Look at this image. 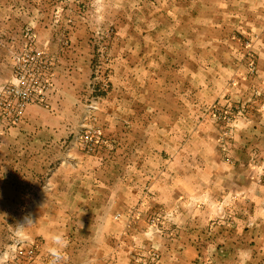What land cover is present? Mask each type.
Returning <instances> with one entry per match:
<instances>
[{"label":"rangeland","instance_id":"obj_1","mask_svg":"<svg viewBox=\"0 0 264 264\" xmlns=\"http://www.w3.org/2000/svg\"><path fill=\"white\" fill-rule=\"evenodd\" d=\"M202 2L0 0V88L30 40L51 63L44 101L0 115V264H226L240 225L264 227V21L195 18ZM57 71L67 87L52 105ZM29 106L56 122L33 132ZM142 163L167 174L169 210L136 201ZM96 209L119 234H101Z\"/></svg>","mask_w":264,"mask_h":264},{"label":"crops","instance_id":"obj_2","mask_svg":"<svg viewBox=\"0 0 264 264\" xmlns=\"http://www.w3.org/2000/svg\"><path fill=\"white\" fill-rule=\"evenodd\" d=\"M208 1H209L208 4H203V2L201 3L200 13L199 15L197 14L195 18H201L206 15L207 17L212 19L217 18L218 23L222 25L233 24L234 22L236 25L247 26V27L249 25H256V26L260 25L264 21V0H239V2L242 3V5H240L239 8L240 11L231 14L228 13L231 0H211V1L208 0ZM213 5L215 7L218 6L217 8H219V12L221 13L220 15L219 14L216 15V12L214 11L215 8H213ZM197 10L198 7L195 6L194 11L197 12ZM201 12H204L205 15H201ZM258 44H260V41L258 42ZM256 46L259 47V45ZM77 51L73 53L75 56L79 53ZM58 79H60V76H58V71H57L55 77L52 80L53 87L47 95V101L52 105H57L56 101L62 102L61 99L63 98V90L61 89L63 86L59 84ZM66 87L67 86L63 88ZM36 109L37 108L35 106L28 107L26 111V117L29 124H26L25 126H27L28 128L32 127L31 129L33 132L37 130L36 127L39 129L40 127L44 128L45 126H49V127L53 126L46 124V121L48 120L49 122L55 123L57 120L56 117L47 115L48 118L46 120L36 116H31L29 114V113L33 114V112ZM48 110L53 111V113L57 111L55 106H51ZM39 131L40 130L36 131V133L38 134ZM46 132L48 134V138L52 136L54 133V131H51V129ZM149 166L150 165L148 163H142L139 165V168L136 169L138 170L139 176L137 177V179L139 181H140V177L151 180L149 182L150 183L149 187H147V190L149 189L148 194L141 195V191L139 190L136 201H141L142 203L146 201V202H152L153 204H160L165 210L167 209L169 210L168 207H170L172 203H175L177 199L175 193L173 191H170L169 185L166 186L165 184L164 185L160 184V182H162L164 179L163 177H165L167 174L161 171L154 173L152 172V169L149 168ZM140 185L141 183L138 182L137 186L139 189H140ZM116 201L117 199H115V193H114V195L112 196V203H115ZM105 210L106 209H102V210L96 209L94 210V212L90 211L92 215H96L97 221H99L100 218L101 225H99V222L97 223V226L98 225L100 226L99 231L101 232L102 235H109L111 233L119 234V229L118 227H116V224L119 223L115 222L116 223L115 224L114 221L112 220L113 213H111L109 210L108 212ZM146 212H147L146 210H140L139 208L131 211L132 214H130V216H132L134 219L136 218L133 226H131L130 229H132L133 232H136L139 236L143 233V231L145 232V234L146 233L148 234L149 227L147 228V225L144 223L143 220H141L142 217L144 218L148 217V213ZM167 212L169 211H166L165 213L167 214ZM226 214L227 213L225 212V215ZM230 225L233 226L232 223H230ZM231 226H230L231 232L236 233L237 227L233 228ZM240 227L241 230L239 231L240 232L239 234L242 236L241 242H239L238 238H236L234 242L231 241L230 243L229 242L225 243L226 247H228V253H226V257L228 259L230 258V260H228L226 264H264V227L260 226L258 223L252 225L251 227L247 224L240 225ZM142 228L143 230H141ZM193 242L195 244L194 239ZM109 245L114 247V249H112L113 252L111 251ZM103 246H104V250H103L104 256L109 255L110 253H112V255L115 256L114 251H115V247L117 246V241L114 240L113 243L111 244L103 243ZM106 248H109L110 252H107ZM241 250H247L248 252H250L251 253L250 258L246 260L241 258L239 255Z\"/></svg>","mask_w":264,"mask_h":264},{"label":"built area","instance_id":"obj_3","mask_svg":"<svg viewBox=\"0 0 264 264\" xmlns=\"http://www.w3.org/2000/svg\"><path fill=\"white\" fill-rule=\"evenodd\" d=\"M29 48L14 57L11 81L0 88V115L14 123L28 104H40L50 85V62L43 52Z\"/></svg>","mask_w":264,"mask_h":264},{"label":"clouds","instance_id":"obj_4","mask_svg":"<svg viewBox=\"0 0 264 264\" xmlns=\"http://www.w3.org/2000/svg\"><path fill=\"white\" fill-rule=\"evenodd\" d=\"M54 241L60 246H63L66 243L65 241L62 240V238L60 236L54 237ZM53 252H54V255H56V257L58 258L59 253L55 249H53ZM239 255L241 258L246 260V259L250 258L251 253L248 252L247 250H241Z\"/></svg>","mask_w":264,"mask_h":264}]
</instances>
